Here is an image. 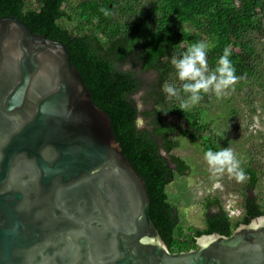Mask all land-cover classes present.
<instances>
[{
  "label": "water",
  "instance_id": "95a60500",
  "mask_svg": "<svg viewBox=\"0 0 264 264\" xmlns=\"http://www.w3.org/2000/svg\"><path fill=\"white\" fill-rule=\"evenodd\" d=\"M67 45L0 17V264H264V215L172 252Z\"/></svg>",
  "mask_w": 264,
  "mask_h": 264
},
{
  "label": "trees",
  "instance_id": "16d2710c",
  "mask_svg": "<svg viewBox=\"0 0 264 264\" xmlns=\"http://www.w3.org/2000/svg\"><path fill=\"white\" fill-rule=\"evenodd\" d=\"M5 15L67 45L93 102L145 180L151 218L172 252L195 249L203 234L229 236L264 215V200L254 193L263 172L252 159L242 170L238 218L210 197L203 201L204 227L183 225L167 192L176 175L190 170L173 153L175 135L220 154L206 135L213 124L203 120L201 105L215 85L264 82V0H0ZM139 116L147 127H138Z\"/></svg>",
  "mask_w": 264,
  "mask_h": 264
},
{
  "label": "rangeland",
  "instance_id": "374dc122",
  "mask_svg": "<svg viewBox=\"0 0 264 264\" xmlns=\"http://www.w3.org/2000/svg\"><path fill=\"white\" fill-rule=\"evenodd\" d=\"M236 84L228 87L223 82L217 83L209 101L201 104L203 120L213 124L206 135L214 138L219 155L206 150L200 142L182 135L174 137L179 146L173 153L190 166L188 175H176L167 187L170 200L179 208L183 225L204 227L203 201L210 197L220 198L231 216L238 218L242 214V188L247 180L242 170L250 159L263 172L254 193L264 200V82L256 88L251 85L238 88ZM188 105L195 107L198 103L190 100ZM140 109L143 110L141 104ZM137 125L148 126L141 116ZM214 210L212 206L210 211Z\"/></svg>",
  "mask_w": 264,
  "mask_h": 264
}]
</instances>
